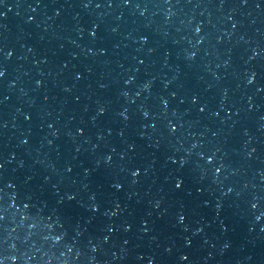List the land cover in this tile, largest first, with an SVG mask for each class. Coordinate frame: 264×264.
Segmentation results:
<instances>
[{"label":"water","instance_id":"95a60500","mask_svg":"<svg viewBox=\"0 0 264 264\" xmlns=\"http://www.w3.org/2000/svg\"><path fill=\"white\" fill-rule=\"evenodd\" d=\"M0 264H264V0H0Z\"/></svg>","mask_w":264,"mask_h":264}]
</instances>
